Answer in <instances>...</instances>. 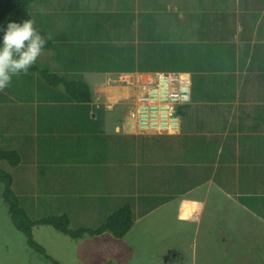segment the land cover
<instances>
[{
    "label": "rangeland",
    "instance_id": "rangeland-1",
    "mask_svg": "<svg viewBox=\"0 0 264 264\" xmlns=\"http://www.w3.org/2000/svg\"><path fill=\"white\" fill-rule=\"evenodd\" d=\"M115 1L44 0L42 3H34L29 9V13L31 10L36 12L35 22L38 29L43 31L44 28L47 34H51L52 39L49 40L51 47L49 50H43V54L27 73L14 77L11 85L0 91V147H5L4 149L8 151H17L19 158L21 157L17 167L3 163L2 168L12 174L14 192L21 207L28 212L32 220L47 219V215H58L59 211L47 207V178L52 180L50 170L55 171L64 167L66 158L63 162L59 158L60 164H48L45 161L49 155L48 143L53 148H61L66 143L67 136L74 140L73 146L67 149L74 158L71 157L67 164L80 159L84 151L91 149L84 146L88 131L80 134L79 125L74 120L79 118L76 114V105L79 103L68 96L63 84L48 87L47 77L41 72L62 71V77H71L69 81L75 84L86 80L85 82L91 85L89 92L99 102L98 108H103L106 97V92L98 91L99 80L108 81L107 85H120L118 81L124 76L118 77L119 74L137 70L135 65L137 60L139 71L143 73H190L191 81L186 82L190 87V100L178 108L179 119L181 116L183 122L188 120L184 125V131L190 128L195 133L190 138L180 137L179 152L175 146L173 152L169 151V156L162 152L158 154L163 172L167 171L170 163L177 162L180 153L191 157L195 162L211 161L215 156L224 155L223 148L219 146L217 140L209 137L218 134L220 123L231 115L230 112L224 113L218 104L232 102L240 95L249 100L253 98L260 102L264 101L262 91L264 73L255 74L264 69V0H221L222 5L210 3L207 6L204 5L207 0H117L116 3ZM92 2L97 8L101 4L103 7L94 12L91 8ZM64 3V6L59 7ZM188 3H194L195 7H210L211 10L208 14L194 13L192 16L185 14V20H179L174 10L182 4L191 9ZM239 3L253 9L254 12L244 9L242 11L235 9V12H232L230 8ZM164 17L174 22L172 24L192 29L189 36L192 47L189 53L193 58L189 66L185 61H179V52L174 51L177 45L171 46L163 42L162 39L170 33L159 30L165 24ZM147 39L150 40L149 44L140 41ZM138 42L139 48L135 47ZM164 50L168 51L169 56L163 55ZM138 58L142 59L145 65L141 64ZM215 71H219L217 76ZM123 79V82H126L132 80V77L127 75ZM144 79L146 80V78L142 80ZM218 82L222 87L216 86ZM43 85L48 88L46 95L53 100L55 96L56 104L52 111L47 112L46 109L40 113L39 119L36 120L33 115L36 107L31 103L34 99L32 95L39 97L40 92L45 90L42 88ZM95 87H98L96 91L93 89ZM192 91L194 96L199 95L202 100L211 105L215 104L208 107L209 110L213 107V111L207 113L206 123L201 124L194 117L197 111L192 109ZM259 91L262 93L256 97L255 93ZM115 94L116 100L120 98L121 103H129L132 100L131 89L128 87H111L109 98H113ZM40 99L47 101L44 95H41ZM84 106L85 104L78 105L81 110ZM51 107L50 105L49 108ZM261 111H264L263 107ZM25 113L26 122L23 124L21 117ZM54 116H61L62 125L56 123L54 127L47 128V120ZM107 118V116L104 118L103 124ZM83 120L86 125H90L85 115ZM94 125L97 130L93 135H96L102 124L98 121ZM22 132H27L28 136L34 139L24 140ZM12 133L17 135L12 137ZM130 140H133V137H124L120 142L121 148H111L109 152L118 156L130 155L134 151L133 148L125 147ZM260 149L264 152L263 147ZM138 158L141 161L140 172H127L122 185L114 186L110 190L113 195L118 193L119 196L106 198V195L98 194L100 204L99 212L95 215L97 218L91 222L85 221V226L99 227L109 214L127 203L128 198L122 194L128 191L137 177L150 186L149 176L152 174L153 166L158 162L157 157L147 150L146 156L142 152ZM111 169L126 171L130 170V166L115 161ZM86 176L87 190L83 191L89 194L95 185L93 183H98V187L101 188L112 180L106 170L100 169V173L97 174L92 167L87 169ZM3 191L4 186L0 183V264H52L41 252L30 248L26 236L15 227L8 205L4 202ZM94 205L97 206L96 203ZM75 207L76 204L72 202L68 203L66 208L70 211ZM156 224L161 223L156 222L153 216L149 221L138 222L123 239L104 233L94 237L85 235L75 240L47 225L33 227L32 236L45 253L60 264H234L227 260L231 257L226 255L227 245L221 248L216 242L222 241L221 236L219 240H216L215 236L205 238L212 241L208 247L204 245V238L201 244L199 240L192 253L191 236L180 238L158 236L157 234L166 229L162 226L153 228ZM70 226L72 230L79 229ZM259 229L258 225L252 234L258 235V242L261 244L259 252L250 248V244L253 243L252 235L244 236L239 228L242 235L240 236L237 235L236 228L231 229V236L238 240L234 249L235 257L240 259L241 264H264V231L260 234ZM247 245H250V249L243 253ZM169 253L173 254L167 256Z\"/></svg>",
    "mask_w": 264,
    "mask_h": 264
},
{
    "label": "crops",
    "instance_id": "crops-1",
    "mask_svg": "<svg viewBox=\"0 0 264 264\" xmlns=\"http://www.w3.org/2000/svg\"><path fill=\"white\" fill-rule=\"evenodd\" d=\"M210 3L222 5L221 0H207L204 5L207 6ZM188 4L191 5V9L181 5L174 10L179 20H185V14L189 16H192L194 13L208 14L211 10L210 7H195L194 3ZM64 5L65 3L59 7ZM238 5L232 6L230 10L235 12V9L240 11L244 9L254 12L253 9L247 8L241 3ZM102 7L103 5L101 4L99 8ZM91 8L94 12L99 9L94 2L91 3ZM192 11L193 13H191ZM31 13L36 12L35 10H31ZM163 19L165 24L159 30L170 32L166 38L162 39L163 42L171 46L177 45L178 47L174 51L179 52V61H185L189 66V62L193 58L189 53L192 47V44L189 42L192 29H186L180 24H172L174 22H171L168 18L164 17ZM43 30L45 31L44 28ZM197 33L198 31L195 34ZM140 41L148 44L150 42L148 39ZM139 43L135 47L139 48ZM163 55L169 56L168 51L164 50ZM130 59L133 60L132 58ZM137 61H135L137 70H132L133 72L131 73L124 72L119 74L118 77L130 75L132 77L131 81L135 83L137 79L141 80L144 77L147 78L161 73L140 72ZM140 62L145 65L142 59H140ZM263 70L260 69L259 73L255 74L264 73ZM170 73L181 74L185 83L188 80L189 82L191 81L190 73ZM215 73L217 76L219 71H215ZM56 74L63 76L62 71H58ZM107 82L99 80L98 84V91L106 92L103 108H98L99 102H97V98H95L94 105L93 103L85 104L82 110L78 107L79 104L76 105V114L79 118L74 120L79 125L80 134L88 131L84 146L86 148L91 147V149L84 151L80 159L67 164L71 157L68 156L69 153H65L63 146L61 147L60 152H64L62 154L59 153L57 161L54 164H60L59 158L62 162L66 158V165L55 171L50 170L52 180L50 181L47 178V206L59 210L58 215L51 216L66 214L69 217L70 225L75 226V228H88L84 222L93 221L97 218L95 215L99 212L100 198L98 194H104L107 196L106 198L119 196L120 194L118 193L113 195L110 190L114 186L122 185L127 172H140L141 161L138 156L142 152L146 156V151L150 150L158 160L153 166L152 174L149 176L150 186L146 181L137 177L130 185L128 191L122 194L123 197L128 198L125 204L130 206L134 212V225L130 231L135 228L138 222H142L143 220L149 221L153 216L156 222L161 223L156 224L153 228L162 226L166 229L164 232L157 234L158 236L175 238L191 236L192 253L199 240L201 244V240L204 238V245L208 247L212 241L205 238L215 236L216 240H219V236H221L222 241L216 242L220 244L221 248L223 245H227L225 249L226 255L231 256L227 260L234 264H241L240 259H236L235 257L234 249L237 247L238 240L234 236H231V229L236 228L238 230L237 235L240 236L242 235L239 228L243 231L244 236L255 233L258 225L260 227V234L264 231V201L259 200L264 199V152L260 149V147L264 148V111H261V107L264 108V101L260 102L253 98L249 100L248 98H242L240 95V97L237 96L236 100L232 102L218 104L217 106L221 107L224 113L230 112L231 115L227 119H224L223 123H220L218 134L210 135L209 137L217 140L219 146L223 148L224 155L222 157L215 156L211 161L195 162L191 157L180 153L177 156V162L170 163L167 166V171L163 172L158 154L162 152L169 156V151L173 152L175 146L177 152H179L180 137H193L192 134L195 131L190 128L184 131V125L188 120L183 122L180 116L181 126L177 134L137 133L134 129V123L128 119L124 108L120 104L112 107V104L119 102L120 98L118 97L119 99L116 100V95L120 92L115 94L113 98H109L111 87L127 88L126 84L120 80L118 83L121 84L118 86H114L113 84L107 85ZM87 84L89 87L91 86L89 82ZM216 86L222 87L220 82L216 83ZM48 87L50 86L48 85ZM98 87L93 89L96 91ZM262 91H264V81ZM262 91L255 93L257 94L256 97ZM40 93L47 97V101L41 100V95L39 97L32 95L34 99L31 103H34L33 105L36 107V111H33L36 120L39 119V114L43 113L46 109L47 112L52 111L56 104L55 96L53 100L49 95H45V93H48V88ZM191 103L193 111H197V113H194L196 120L201 124L203 122L206 123L205 117L207 113L213 111V107L210 110L208 107L215 104L211 105V103L202 100L199 95L194 96L193 91L191 93ZM50 105L53 108H49ZM83 115L88 117V121H90V125L87 124L90 126L89 130L83 120ZM106 116L108 118L105 124H103ZM98 121L102 126L98 133L93 135L94 131L97 130L93 125ZM21 122L23 124L26 122V113L21 117ZM56 123L62 125L61 116H54L48 119L46 123L47 128L54 127ZM208 132L211 133L213 131ZM22 133L24 134L23 137H25L24 140H29V138L34 139L32 136H28L27 132ZM12 134V137L17 135L15 133ZM124 137H133V140H130L125 147H131L134 151L128 156L126 154H122V156H118L115 153L111 154L109 149L121 148L120 142ZM101 147L104 149L101 150ZM4 148L2 147L3 150H5ZM55 150L56 148H53L48 143L47 152H49V155L47 158L53 155ZM45 154L46 151L43 157ZM115 161L128 164L130 170L119 171L111 169V165ZM75 167H78V169H75ZM89 167L95 169L97 174L100 173V169L106 170L108 177L112 179L109 183L102 185L101 188L98 187V183H93L95 185L90 194L83 191L87 190V187H85L88 184L86 172ZM75 188L80 191H75ZM72 202L76 204V207L74 210L69 211L66 207L68 203ZM145 206L150 207L147 208ZM75 223L77 225H73ZM184 230L188 231L182 232ZM252 237L253 243L251 242L250 248H252V251L259 252L261 244L258 242V235H252ZM250 245L244 247L243 253L250 249ZM238 249L240 251V243ZM174 254V257H176V253Z\"/></svg>",
    "mask_w": 264,
    "mask_h": 264
},
{
    "label": "trees",
    "instance_id": "trees-1",
    "mask_svg": "<svg viewBox=\"0 0 264 264\" xmlns=\"http://www.w3.org/2000/svg\"><path fill=\"white\" fill-rule=\"evenodd\" d=\"M43 1L44 0H0V28H5L9 21L32 19L34 21V26L38 29L35 22V13H29V9L34 3H42ZM41 34L47 36V32L44 30L41 31ZM2 37L3 32H0V43H2ZM50 47L51 44L48 41L44 49L49 50ZM41 74L47 77V86L49 85L51 88H53L52 85L59 86L63 84L69 97L73 100L76 99L75 101L79 104H89L93 102V96L91 92H89V85L85 81L75 84L74 82L69 81V77L65 78L62 77V75H58L51 71L50 73L41 72ZM47 86L43 85L42 88L47 90ZM177 115L179 116V108ZM73 143L74 140L67 136L66 143L62 145L63 149H65V153H68L67 149L71 148ZM60 150L61 148H56L53 155L46 158L45 161L48 164H54L57 161L59 153H61ZM68 156L74 158L71 154ZM19 162H21V157L19 158L17 151H8L0 148V183L4 186L3 199L8 205L9 214L13 224L26 236L29 247L41 252V254H43L48 261H51L52 264L60 263L54 260L50 255L46 254L44 249H42L33 239L32 228L37 225L50 226L58 232L75 240L82 238L85 235L94 237L104 233H110L117 239H123L126 234L129 233L130 229H132L134 225V212L132 211V208L126 204L122 205L114 213L109 214L106 221L97 228L79 227V229L72 230L73 228L70 227V221L66 215H49L47 219H41L38 221L30 219L28 212L21 207L19 199L13 190L12 174L2 168L3 163L8 164L11 167H17ZM168 250L171 252L173 251L171 249ZM171 254L172 253H169L167 256H171Z\"/></svg>",
    "mask_w": 264,
    "mask_h": 264
},
{
    "label": "built area",
    "instance_id": "built-area-1",
    "mask_svg": "<svg viewBox=\"0 0 264 264\" xmlns=\"http://www.w3.org/2000/svg\"><path fill=\"white\" fill-rule=\"evenodd\" d=\"M131 89L127 117L138 133L175 134L180 128L178 106L190 100L189 85L181 74L157 73L146 78L123 82Z\"/></svg>",
    "mask_w": 264,
    "mask_h": 264
},
{
    "label": "clouds",
    "instance_id": "clouds-1",
    "mask_svg": "<svg viewBox=\"0 0 264 264\" xmlns=\"http://www.w3.org/2000/svg\"><path fill=\"white\" fill-rule=\"evenodd\" d=\"M0 32H3L2 43H0V91H3L11 85L14 77L27 73L36 64L52 36L50 33L47 36L42 35L41 31L34 26L32 19L21 22L9 21L5 28H0ZM92 103L95 104V99ZM118 104L124 106V110L127 111L128 103L116 102L112 104V107Z\"/></svg>",
    "mask_w": 264,
    "mask_h": 264
},
{
    "label": "bare ground",
    "instance_id": "bare-ground-1",
    "mask_svg": "<svg viewBox=\"0 0 264 264\" xmlns=\"http://www.w3.org/2000/svg\"><path fill=\"white\" fill-rule=\"evenodd\" d=\"M187 75V74H186ZM136 76V75H135ZM140 77H141V75H140ZM187 77V76H186ZM145 78V77H144ZM142 80V79H141ZM144 81H146L145 79H144ZM188 82H189V80H188Z\"/></svg>",
    "mask_w": 264,
    "mask_h": 264
}]
</instances>
